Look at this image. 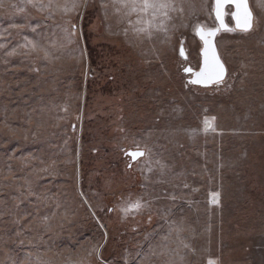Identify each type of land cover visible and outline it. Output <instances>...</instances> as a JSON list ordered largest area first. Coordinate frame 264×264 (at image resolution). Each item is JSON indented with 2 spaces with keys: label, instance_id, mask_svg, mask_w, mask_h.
Returning <instances> with one entry per match:
<instances>
[{
  "label": "rangeland",
  "instance_id": "rangeland-1",
  "mask_svg": "<svg viewBox=\"0 0 264 264\" xmlns=\"http://www.w3.org/2000/svg\"><path fill=\"white\" fill-rule=\"evenodd\" d=\"M247 1L202 87L186 68L214 0H0V264H264V0Z\"/></svg>",
  "mask_w": 264,
  "mask_h": 264
},
{
  "label": "snow or ice",
  "instance_id": "snow-or-ice-1",
  "mask_svg": "<svg viewBox=\"0 0 264 264\" xmlns=\"http://www.w3.org/2000/svg\"><path fill=\"white\" fill-rule=\"evenodd\" d=\"M231 2L234 4L237 11L233 13V18L236 20L237 27L242 28V30H248L251 27V14L247 10L246 0H215V15L216 19L219 21L220 26L226 28L223 22V8L225 4ZM148 6L147 4L145 5ZM243 11V22L241 12ZM231 30V29H226ZM217 30H209L207 32L201 30L197 31V35L204 42L205 48L203 50L205 56L204 66L201 68V71L196 74L197 79L192 81L193 83H200L204 80H211L213 78L219 79L223 72V66L219 64V61L215 58L213 52V45L211 43V37L215 35ZM209 53H213L211 57H209ZM181 55L183 56V50L181 49ZM186 71H191V69H186ZM135 157L137 154H130Z\"/></svg>",
  "mask_w": 264,
  "mask_h": 264
},
{
  "label": "water",
  "instance_id": "water-1",
  "mask_svg": "<svg viewBox=\"0 0 264 264\" xmlns=\"http://www.w3.org/2000/svg\"><path fill=\"white\" fill-rule=\"evenodd\" d=\"M246 5H247V10H248V12H250V14H251V27H250V29H248V30H242V28L237 27L236 20L233 18V13H235V12L237 11V9L235 8L234 4H232L231 2L225 4V6H224V8H223V10H222V11H223V22H224V25L226 26V28H224V27H221V26H220L219 21L216 19V15H215V0H214V16H215V19H216L217 26H216L215 28L211 29V30H217V29H218V31H216V32H215V35H214L213 37H211L210 39H211V43H212V45H213V52H214L215 58L219 61V64H221V65L223 66V72H222V75H221V77H220L219 79H215V78H213V79H211V80H204V81H202V82H200V83H193V82H192V81H194V80L197 79L196 74L199 73V72L201 71V68L204 66V63H205V56H204V53H203V50H204V48H205V45H204V42L200 39V37L197 35V31L200 30V28L198 27V28L196 29V36H197V38H198V39L201 41V43H202V49H201V68H200V70L197 71V72H194L193 70H191L190 72H189V71H186V73L192 75V78H191V81H190V82H191L193 85L206 87V86H211V85L219 84V83H221V82L225 79V76H226V70H225V67H224V65L222 64V62H221V60H220V58H219V56H218V53H217V50H216V47H215V44H214V40H215V37L219 34V31H220V30H226V29L228 28V27H227V24H226V22H225L226 15H228V14L225 12L226 7H231L232 10H233L232 13H231V15H230V18H231L232 23H233V28H234L236 31L247 32V31L251 30V28H252V13H251V11H250V9H249L248 1H247V0H246ZM241 16H242V21H241V22H243V11L241 12ZM181 49L183 50V46H182V45L179 47V54H180L181 58H183V59L185 60V59H186V56H185L184 50H183L184 55L182 56V55H181ZM212 54H213V53H209V57H211ZM186 69H189V68H186ZM132 153H136L137 155H136L135 157H133L132 155H130V154H132ZM128 156L131 158V161L134 163V162L138 161L139 159H141V158L144 156V152H143V151H129V152H128Z\"/></svg>",
  "mask_w": 264,
  "mask_h": 264
},
{
  "label": "bare ground",
  "instance_id": "bare-ground-1",
  "mask_svg": "<svg viewBox=\"0 0 264 264\" xmlns=\"http://www.w3.org/2000/svg\"><path fill=\"white\" fill-rule=\"evenodd\" d=\"M199 28H200V27H199ZM201 29H202L203 31H205V32L209 31V30H207L206 28H200V30H201ZM220 32H223V30H220L219 33H220Z\"/></svg>",
  "mask_w": 264,
  "mask_h": 264
}]
</instances>
